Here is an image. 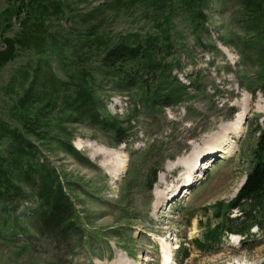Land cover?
Instances as JSON below:
<instances>
[{"label": "rangeland", "instance_id": "rangeland-1", "mask_svg": "<svg viewBox=\"0 0 264 264\" xmlns=\"http://www.w3.org/2000/svg\"><path fill=\"white\" fill-rule=\"evenodd\" d=\"M164 1L166 12L159 15L155 5L133 4L134 0L116 4L114 0H68L66 15L51 14L48 24L51 33L58 36L60 52L50 41L45 51H22L0 69V122L14 128L20 126V112L32 117L44 105L43 96L52 92L51 96L59 93L61 97L76 94L83 68L101 112L99 120L107 112L122 115L135 104L127 88L118 90L115 81L105 75L100 52H91V47L84 51L92 58L81 64L74 61L69 65V76L66 73L61 57L69 56L72 46L82 39L95 35H103L111 44L131 35L160 37L156 55L164 57L163 63L172 67L177 79L175 85L177 81L184 83L188 93L178 104L155 109L140 100L137 118L127 131L131 139L126 143L109 137L111 125L101 130L96 121L80 124L62 120L67 129L65 140L70 139L74 147L77 142L88 146L76 145L79 158L62 150L56 141L62 138L57 128L61 106L47 113L52 138L35 142L34 158L56 167L63 181L71 184L68 192L75 200L77 231L83 239L68 245L50 235L33 233L23 238L20 231L12 240L0 239V264H117L120 259L124 264L264 263V243L253 249H233L222 243L212 250H200L191 243L202 231L200 219L215 222L212 206L236 195L253 166L252 151L263 126L264 92L255 84L258 64L245 63L240 45L232 42L245 34L244 24L233 17L238 4L235 0L226 5L221 0H206V18L194 21L192 10L185 9L182 0ZM18 3L0 0V37H12L20 31L18 21L24 19L23 13L12 15L7 22ZM171 6L175 9L172 19L167 16ZM97 7L106 11L98 18L93 34L92 23H80V19ZM10 23L12 27L6 30ZM164 28L170 30L165 39L170 47L162 38ZM72 74H76L74 78ZM52 77L61 83L59 90L48 84ZM22 99L28 100L27 108L20 106ZM242 110L246 111L244 132L233 137V122ZM230 137V156L208 152L213 143L221 145L222 138ZM7 143L3 140L0 148ZM97 150L117 151L118 159L126 160L125 171L113 178L101 166L102 155ZM198 157L202 165L193 182L189 186L177 182L178 177H185L184 170L193 169L191 164L195 165ZM178 161L184 169H178L176 176L167 168ZM161 177L164 183H159ZM28 204L29 200H22L19 209L27 207L30 213ZM234 238L240 239L234 236L230 241Z\"/></svg>", "mask_w": 264, "mask_h": 264}, {"label": "trees", "instance_id": "trees-1", "mask_svg": "<svg viewBox=\"0 0 264 264\" xmlns=\"http://www.w3.org/2000/svg\"><path fill=\"white\" fill-rule=\"evenodd\" d=\"M119 1L114 0V4ZM221 1L226 5L231 0ZM235 1L238 7L233 17L244 24L245 34L232 42L240 45L245 63L258 64L255 84L258 85L256 88H261L264 92V0ZM135 2H140L146 7L155 5L154 9L159 15L166 12L164 0H134L133 4ZM182 3L185 9L192 10L194 21L206 18V0H182ZM69 8L68 0H19L7 22L11 21L12 15L22 13L24 19L18 21L21 29L15 36L0 37V69L14 61L22 51H45L50 41L57 52H60L58 36L51 33L48 24L51 14L65 16L66 9ZM104 11L106 10L100 7L92 9L81 17L80 23H92L90 32L95 34L97 20L102 17ZM174 12L175 9L171 6L167 16L172 19ZM11 27L10 23L6 30ZM162 31V38L166 41L170 30L164 28ZM166 42L170 47L171 43ZM159 43L161 44L158 36L131 35L111 44L103 35H95L92 39H82L81 43L72 46L69 56L61 57V63H64L69 76V65L74 61L81 64L84 59L92 58L85 56L86 47H91L90 51L93 53L100 52L99 62L105 75L115 81L118 90L127 88L135 103L122 115L107 112L99 120L98 113L101 112L83 68L84 72L74 97L68 93L63 97L59 93L51 96L52 92L50 97L47 95L41 98L46 104L37 109L34 116L19 113L20 126L17 128L11 127L7 122H0V143L3 140L8 141L5 148H0V239L12 240L20 231L23 238H30L34 236L33 233L38 236L50 235V238L61 239L68 245L83 239L77 231L78 213L75 200L68 192V186L71 184L63 181L56 167L35 160V142L51 140L47 130L50 120L47 113L58 106L61 108L57 128L62 138L56 141L62 150L79 158L80 152L70 139L65 140L67 129L62 126V120L80 124L96 121L101 130L111 125L109 137L121 144L131 139V134L127 131L131 128L129 124L137 118L140 100L150 109L183 101L188 94L186 86L179 81L175 85L177 79L172 67L163 63L164 57L159 53L156 55L155 46H159ZM75 75L72 74L73 78ZM48 84L53 90H59L61 87V83L53 77L49 79ZM247 84L251 86L249 81ZM51 99L54 100L53 104ZM27 101L22 99L20 106L27 108ZM252 156L253 166L236 196L229 201L220 200L212 206L211 213L215 222L199 220L202 231L192 240V244L198 249L212 250L226 242L230 235L244 237L241 240L242 249H253L264 243V121ZM155 176L154 174L151 182ZM24 199L30 201V213H27V207L24 210L19 209Z\"/></svg>", "mask_w": 264, "mask_h": 264}, {"label": "bare ground", "instance_id": "bare-ground-1", "mask_svg": "<svg viewBox=\"0 0 264 264\" xmlns=\"http://www.w3.org/2000/svg\"><path fill=\"white\" fill-rule=\"evenodd\" d=\"M242 107V106H241ZM245 114H246V111L245 110H242L241 112H238L237 114H236V117H235V120H234V122H233V126H234V128L233 129H235V132H233L234 133V136L233 137H238V136H240L241 135V133H243L244 132V128H243V125H242V123H243V121H244V117H245ZM230 126H232V125H230ZM223 140L221 141L220 140V142L219 143H221V145H217L216 146V144L214 145V143H213V145L211 146L212 148L210 149V151H208V152H213V154H216V152L217 151H221L222 153H223V157H226L227 155H231V150H230V145H232V142H233V140H232V138L230 137V139H225V138H222ZM225 141V142H224ZM77 147L78 148H84V147H88L87 145H84V144H82L81 142H77ZM90 147V146H89ZM92 147V146H91ZM90 147V148H91ZM207 150V149H206ZM203 151L204 153H207V151ZM97 152V154H100V155H102V162H101V166L113 177V178H118L124 171H125V169H126V160H120V159H118V157H117V151H115V150H111V151H109V150H106L105 152H103V151H96ZM218 154V153H217ZM203 156V155H202ZM206 159V158H205ZM180 161V160H179ZM176 162L175 163V165H173L172 167H168L167 168V170L169 171V172H173L176 176H179V174H178V169H184V166H183V164H181L180 162ZM206 161V160H205ZM197 163L199 162L200 163V165L198 166L197 165V163L194 165V164H191V167H193V169H194V173L193 174H191L192 172H193V169L192 170H184L185 172L183 173V176H185V177H178L177 179V182H184L185 183V185H190L192 182H193V180H194V178H195V173H198V167H201V165H202V161H200V158L198 157V159H197V161H196ZM187 166V165H186ZM204 167H205V165H204ZM198 175V174H197ZM198 177V176H197ZM161 179V180H160ZM158 181H159V183H164V180L165 179H163V177H161ZM158 183V184H159ZM172 183V182H171ZM168 185V184H167ZM187 188V187H186ZM175 189V188H174ZM188 190H186V192H187ZM235 239V238H234ZM234 244H239V242H238V240H237V238L234 240V242H233ZM117 264H124V261L123 260H118V262H117Z\"/></svg>", "mask_w": 264, "mask_h": 264}]
</instances>
